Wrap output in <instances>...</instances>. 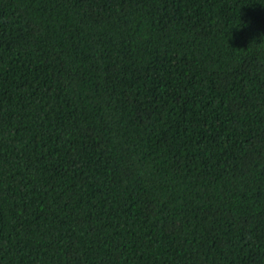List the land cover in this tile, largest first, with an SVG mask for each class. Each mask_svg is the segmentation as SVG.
I'll return each instance as SVG.
<instances>
[{
	"label": "trees",
	"instance_id": "obj_1",
	"mask_svg": "<svg viewBox=\"0 0 264 264\" xmlns=\"http://www.w3.org/2000/svg\"><path fill=\"white\" fill-rule=\"evenodd\" d=\"M0 264H264V0H0Z\"/></svg>",
	"mask_w": 264,
	"mask_h": 264
}]
</instances>
